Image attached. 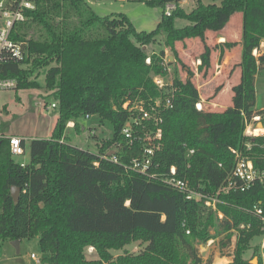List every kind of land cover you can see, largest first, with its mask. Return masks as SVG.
Here are the masks:
<instances>
[{"label": "trees", "instance_id": "obj_1", "mask_svg": "<svg viewBox=\"0 0 264 264\" xmlns=\"http://www.w3.org/2000/svg\"><path fill=\"white\" fill-rule=\"evenodd\" d=\"M133 1L162 9L154 30L136 31L121 13L98 16L83 0H37L12 35L27 42L28 57L21 64L0 65V79L16 80L14 90L34 89L39 87V72L46 70L44 88L56 104L57 120L49 139H22L29 157L24 167L14 161L8 139L0 137V244L38 238L45 256L41 264H204L197 245L220 235L229 243L236 232L229 264H249L244 259L249 242L263 233L246 210H264V181L241 195H218L213 212L132 171L130 162L140 155L142 142L134 139L129 144L121 131L131 118L124 104L148 106L160 97L153 77L167 76L164 51L155 55L147 50L161 34L174 61L179 59L178 42L200 40L203 53L197 70L205 76L212 50L218 48L205 44L206 33L223 30L241 13L240 79L231 88V106L222 112L198 111L195 105L201 99L194 73L186 70L182 80L174 69L173 107L158 113L162 123L157 173L175 167L177 178L215 193L234 167L231 149L261 167L264 135L246 138L244 131L254 116H260L264 129V110H254L255 77L264 71V0H217L218 5L192 0L189 12L179 6L183 0ZM170 4L175 9L167 16ZM178 19L188 25L176 28ZM237 45H220L219 60ZM86 116L112 126L109 139L97 140L95 153L66 143L67 123L73 122L78 131L79 120ZM148 130L154 131L151 124ZM11 188L19 189L17 202ZM137 241L146 246L136 254H110ZM87 248H93L98 259L88 260Z\"/></svg>", "mask_w": 264, "mask_h": 264}, {"label": "rangeland", "instance_id": "obj_2", "mask_svg": "<svg viewBox=\"0 0 264 264\" xmlns=\"http://www.w3.org/2000/svg\"><path fill=\"white\" fill-rule=\"evenodd\" d=\"M91 9L101 17L108 16L111 13L124 14L132 23L135 30L138 32H150L154 30L162 15L160 7H148L144 3L137 1H119V0H83ZM203 4L218 5L217 0H203ZM194 7V3H183L182 9L189 12ZM166 8V7H165ZM241 13L234 14L227 24V31L233 35H241ZM188 23L184 20L178 19L175 21L176 28H183ZM214 33L207 32L205 44H210V39ZM164 51V61L168 66V73L165 77V83L169 84L170 78L173 79V70L176 69L180 79L184 80L186 77V70H190L196 74L193 78V84L199 86V96L201 99V107L203 111L208 112H222L227 107L231 106L232 92L231 88L238 83L239 80L233 82L232 86L225 90L220 95H216V86L218 83L209 82V73L204 76L203 71H198L197 67L200 64L199 56L203 53V43L198 39H190L176 44V52L178 60L174 61L171 51L164 47V34L157 38V42L151 45L147 52L148 54L157 55L160 51ZM180 60V61H179ZM184 65V67H183ZM46 70H41L37 76L38 88L22 89V90H3L0 91V136L9 138L10 136H19L26 141L32 140V137L37 139H49L51 133L47 134L48 122H55L57 113L55 109L50 108L54 103L51 98H47L49 93L44 88V77ZM205 86H201V85ZM255 94L257 111L264 109V71L261 70L255 81ZM48 105V110L44 109V105ZM150 107H147L149 109ZM136 112V110H135ZM134 112V117L137 118L138 112ZM96 125L97 140L109 139L112 135V126L109 122L100 123L96 117L90 120H79V130H67L66 143L72 146L82 147L84 150L95 153L97 147L96 140L93 139L88 126ZM55 125V124H54ZM67 126V125H66ZM49 127V126H48ZM54 128V126H53ZM52 128V129H53ZM259 129H261L258 126ZM92 131V129H91ZM260 134L259 132H257ZM34 139V138H33ZM16 163H27L28 153L22 156L13 158ZM236 241V232L233 234L229 243L226 242L224 235L215 237L206 244L197 245V250L204 264H228L230 261V254L234 248ZM264 234L254 237L249 242V249L244 254V259L251 264V261L256 260V264H264ZM146 243L137 241L123 250L110 251L113 258L122 255L125 251L136 254L140 252ZM30 254H34L40 262L44 259L40 248L38 246V238L31 240H22L19 244V252L15 249L9 241H4L0 244V264H35L30 259ZM85 256L88 260L98 259L95 250L90 251L86 249Z\"/></svg>", "mask_w": 264, "mask_h": 264}, {"label": "built area", "instance_id": "obj_3", "mask_svg": "<svg viewBox=\"0 0 264 264\" xmlns=\"http://www.w3.org/2000/svg\"><path fill=\"white\" fill-rule=\"evenodd\" d=\"M36 1L37 0H0V65L7 63L21 64L27 59V42L14 40L12 35L16 34L17 27L27 20L28 11L35 9ZM174 9V5H167L165 14L169 16ZM258 54L259 52L257 50L253 51L254 56ZM145 62L149 64L150 59L147 58ZM162 65L168 73V64L166 65L164 59ZM153 82L160 91V97L157 98L153 104H149L148 106L132 104L129 106L126 103L123 105V109L131 112V118L130 122L123 127L121 133L129 144H131L134 139H138L142 142L140 155L134 157L130 162L132 171L149 180L162 182L181 193L185 200L201 203L213 212H216L217 204L219 203L218 195H241L255 184L264 181V164L256 168L251 158L233 149H231V153L234 156V167L215 193H208L199 188H193L186 180L177 178L175 167H170L167 173H157L159 162L157 161L156 153L160 149L159 140L161 138V129L159 125L162 123L158 113L159 109L162 111L172 109L176 88L173 87V79L171 78L169 84H166L165 78L160 76L153 77ZM16 86L17 82L14 79H0V91L14 90ZM166 88L169 89L166 90ZM55 107V103L50 105L52 109ZM147 107L150 108L147 109ZM195 108L200 111L202 109L201 103L196 104ZM134 112H138L137 118L134 117ZM89 118V116H86V119ZM259 120L260 116H254L245 123L244 136L246 138L253 139L257 136L264 135L263 128L259 129L257 126ZM148 124H151L154 131H147ZM138 130L140 133L137 132ZM91 135H93V133H91ZM7 139L9 141L12 156H22L24 154L23 148L21 147L22 138L10 136ZM245 146L247 149H250L251 144L248 142ZM193 152V150H189L188 154H193ZM111 160L116 162L114 158ZM19 165L24 167L25 163H19ZM246 211L259 221L258 229L264 234V210L259 206H253L252 209ZM217 215L219 218H222L220 213H217ZM240 228L242 229L243 226H240ZM186 234H189V232L186 231ZM262 247H264V241L262 242ZM89 250L93 251V248H89ZM29 257L35 264H41L40 259L34 254H30Z\"/></svg>", "mask_w": 264, "mask_h": 264}, {"label": "crops", "instance_id": "obj_4", "mask_svg": "<svg viewBox=\"0 0 264 264\" xmlns=\"http://www.w3.org/2000/svg\"><path fill=\"white\" fill-rule=\"evenodd\" d=\"M119 1H125V0H119ZM130 1H133V0H130ZM188 2L194 3L192 0H183L179 3V6L182 7L183 3H188ZM111 14H114V13H111ZM241 33H242V23H241ZM240 40H241V35L240 34L239 35H233L231 33H228L227 25H226L223 30H221L217 33H214L213 37L210 39V44L207 45V46L212 47V48L215 46L218 47V48H216V49L214 48L212 50L211 57H210L211 67L208 71L209 76H210L208 83H212V82L218 83V85L216 86V92H215L216 95H220L225 90L230 88L232 86L233 82H236L237 80L240 79V69L238 67V64L240 63V54H241ZM225 42H237L238 45L231 50H226L224 52V56H223L222 60L220 61L219 60V46ZM195 76H196V74L194 75L193 78H195ZM256 77H255V81H256ZM201 86H205V85L202 84ZM197 90L199 92V86H197ZM45 105H44V109L48 110V105L47 104H45ZM255 105H256V99H255ZM254 110L257 111L255 109V106H254ZM261 110H264V109H261ZM261 110H259V111H261ZM91 118H89L87 120H90ZM53 120L54 119H52L51 122H48L47 134L52 133V130H53L52 128H53V126H55L54 124H56L57 116H56L55 122H53ZM257 126H258V124H257ZM73 127H74L73 122L67 123L66 132H67V130H72ZM88 129L90 131L92 129V133H93L92 137L96 136V125L95 124L92 123L90 126H88ZM263 132H264V129H263ZM17 137H19V136H17ZM20 138H22V137H20ZM33 138L37 139L38 137L37 138L32 137V139ZM22 139L25 140L24 138H22ZM93 139L96 140L95 144H97V142H98L97 139L94 137H93ZM75 147L83 149L82 147H78V146H75ZM96 151H97V149H96ZM230 260H231V258H230Z\"/></svg>", "mask_w": 264, "mask_h": 264}, {"label": "water", "instance_id": "obj_5", "mask_svg": "<svg viewBox=\"0 0 264 264\" xmlns=\"http://www.w3.org/2000/svg\"><path fill=\"white\" fill-rule=\"evenodd\" d=\"M258 126L260 128H262V124L260 122L258 123ZM110 155H113V152H110L108 154V156H110ZM10 194H11V197H12L13 201L14 202H17L18 197H19V189L18 188H11ZM10 243L13 246V248L15 249L16 253H18L19 252V244H20V241L19 240H16V241H12ZM251 264H256V260L254 259L253 261H251Z\"/></svg>", "mask_w": 264, "mask_h": 264}]
</instances>
